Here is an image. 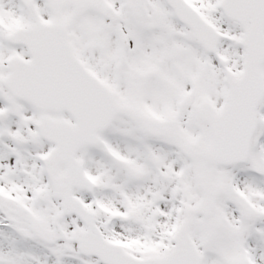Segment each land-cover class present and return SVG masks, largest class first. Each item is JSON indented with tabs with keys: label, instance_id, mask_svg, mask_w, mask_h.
<instances>
[{
	"label": "snow or ice",
	"instance_id": "1",
	"mask_svg": "<svg viewBox=\"0 0 264 264\" xmlns=\"http://www.w3.org/2000/svg\"><path fill=\"white\" fill-rule=\"evenodd\" d=\"M0 264H264V0H0Z\"/></svg>",
	"mask_w": 264,
	"mask_h": 264
}]
</instances>
